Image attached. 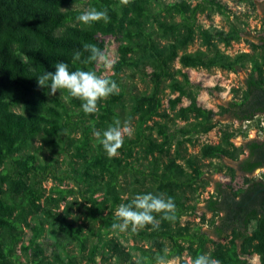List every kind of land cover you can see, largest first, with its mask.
<instances>
[{"label": "trees", "instance_id": "16d2710c", "mask_svg": "<svg viewBox=\"0 0 264 264\" xmlns=\"http://www.w3.org/2000/svg\"><path fill=\"white\" fill-rule=\"evenodd\" d=\"M91 8L106 10L107 22L77 19ZM203 15H224L228 27L204 26ZM246 25L229 0H0V264H96L97 258L101 264H156L157 256L191 264L201 254L220 264H264V178L250 177L264 167V140L236 146L237 130L227 126L217 143L187 150L216 127L217 114H235L242 124L264 114V29L249 39ZM106 36L116 41L117 57L103 78L115 81L118 91L98 99L97 112L85 113L65 89L48 95L37 86L35 76L60 61L101 76L83 45L105 51ZM196 41L198 48L190 50ZM242 41L249 51L227 52ZM190 69L244 71L239 99L220 105L218 113L204 108ZM257 106L261 110L247 114ZM117 121L133 124V134L109 157L93 133ZM223 158L237 168L205 162ZM206 167L226 168L232 179L240 171L243 186L217 183L199 214L191 201L211 184ZM49 179L57 183L47 189ZM66 181L75 185L63 187ZM258 189L239 227L221 216L225 191L239 196ZM147 192L171 196L175 219L154 212L158 227L113 228L118 205ZM192 214L201 221L183 223ZM254 256L258 263L250 262Z\"/></svg>", "mask_w": 264, "mask_h": 264}, {"label": "rangeland", "instance_id": "374dc122", "mask_svg": "<svg viewBox=\"0 0 264 264\" xmlns=\"http://www.w3.org/2000/svg\"><path fill=\"white\" fill-rule=\"evenodd\" d=\"M230 2V8L232 13H235L237 15H240L242 19L246 20L248 22V26L246 25V30L248 34H250L249 39H253L254 36H256V30H262L264 29V26L262 24V17L264 15V0H255V7L252 8L251 6H247L244 4H240L239 1L229 0ZM201 23H203L204 26H210L215 25L219 28H227L228 27V18L224 15H215L213 18L208 19L206 15L199 17ZM234 15L230 14V20H234ZM106 52L110 55L111 58V64L105 65L103 62H98V67L103 70L102 77L108 76L112 74V64L116 60L117 57V43L116 41L110 37L106 36ZM199 41H196L194 45L190 47V50H194L198 48ZM249 45L242 41L241 43H234L231 48L227 50L229 53H237L239 51H249ZM190 79L200 84L201 89L198 92V102L201 106L204 108L212 109L216 113L219 112V106L225 105L231 100H237L239 99L237 94L241 95L242 93V87L244 85V80L246 78V73L244 71H240L238 73L233 72H225L221 70H204V69H190L187 71ZM139 87L143 88L144 84L139 83ZM236 91V92H235ZM169 94V90H166V96ZM188 101L184 99L183 104H187ZM165 105H167V102L165 101ZM264 119L263 115H258L256 118L253 119L251 122H244L237 123L231 121L227 115H220L217 114L214 116V122L216 123V127H214L210 132L207 134L198 136L195 146L192 144H187V150L189 153H197L199 152V147L203 143H217L220 139L221 131L226 128L227 126L231 130H237V135L232 139L234 144L236 146H240L244 143H246L249 140L255 139V140H264V129L260 130L258 127L259 122ZM131 129V134H133L134 126L133 124L129 123L127 125ZM80 135V134H79ZM40 142L36 141V145H39ZM243 157V156H242ZM166 159V157L164 158ZM208 163H214V164H224L231 167L236 168V163L231 161L230 159L223 158L221 160L214 159L212 161L208 160L205 161ZM63 168H66V166L63 165ZM207 171V175L209 176L211 180V184L207 187L205 191L199 190L200 195L198 196L195 194L193 197V200L191 202H197L198 211L197 213L202 214L204 213V205H205V199L208 198L215 190V185L217 183H223L225 185L232 184L234 189H238L243 186V178L242 175L237 172V175L234 179L231 178L229 174V170L224 168L223 172H214L210 167H206L205 169ZM209 170V171H208ZM252 179H260L264 178V170H257L252 175H250ZM57 181L54 179H49L45 186L47 189H49L52 185L56 184ZM75 183L72 181H66L63 185V187L67 186H74ZM227 188V187H226ZM229 194H231L229 192ZM199 198V200H196V198ZM228 197V196H227ZM212 218V214H207V219L210 220ZM190 221V222H200L201 219L197 214H192L189 216H185L183 218V223ZM203 229H208V222L203 225ZM105 238L110 236L111 229L107 228L105 231ZM41 240V239H40ZM250 262L258 263L259 259L257 256H254L249 259ZM96 264H101L100 259H96ZM166 264H179L178 260H171Z\"/></svg>", "mask_w": 264, "mask_h": 264}, {"label": "clouds", "instance_id": "9594fccd", "mask_svg": "<svg viewBox=\"0 0 264 264\" xmlns=\"http://www.w3.org/2000/svg\"><path fill=\"white\" fill-rule=\"evenodd\" d=\"M77 19L88 25L101 19L107 22L108 15L106 10L91 8L80 12ZM83 48L89 52L88 60L103 62L106 66L111 64L110 55L95 44L85 43ZM79 55V51L74 53L76 57ZM53 67L54 71H44L35 76L37 86L46 88L48 95H55L58 89L67 90L72 97L82 101L81 108L85 113L97 112L98 99L118 91L115 81L103 78L94 71L70 70L69 65L63 61L56 62ZM130 134L131 129L127 125H121L119 121L109 125L102 132L95 131L93 133L99 137L100 143L109 157L117 154V150L123 143V138ZM175 207L171 196L164 198L163 194L137 193L128 203L118 205L114 215L119 222H114L112 227L124 231L131 224V230L136 231L137 227L143 228L146 224H150L155 228L158 227L159 221L153 213H161L166 219H175ZM156 264H166L165 257L157 256ZM191 264H220V262L207 254H201L194 258Z\"/></svg>", "mask_w": 264, "mask_h": 264}, {"label": "flooded vegetation", "instance_id": "af4514ba", "mask_svg": "<svg viewBox=\"0 0 264 264\" xmlns=\"http://www.w3.org/2000/svg\"><path fill=\"white\" fill-rule=\"evenodd\" d=\"M255 110L256 111L261 110V107L260 106L254 107L253 109L248 111L247 114H250L251 111H255ZM258 115L264 116V114H257L254 116V118H256ZM235 116H237V115L227 114V117H229L231 119V121L240 123L237 119H235ZM249 122H251V121H249ZM246 153L247 154L243 155V157H246L248 155V152H246ZM235 163H236V168H237L238 163L237 162H235ZM257 170H264V167L258 168L254 172H256ZM237 172H239L242 175V173L240 171L237 170ZM262 189H264V188H262ZM258 193H259V189L254 191V192H251V195L249 192V193H245V194H242L239 196H234L232 194H229V192L225 191L224 192V201H223V203H221V207H222L221 216L230 217V220L233 221L234 225L239 227L245 218V214L247 213L248 209L250 208V204H251L252 199L255 198V196Z\"/></svg>", "mask_w": 264, "mask_h": 264}, {"label": "built area", "instance_id": "2783aa9c", "mask_svg": "<svg viewBox=\"0 0 264 264\" xmlns=\"http://www.w3.org/2000/svg\"><path fill=\"white\" fill-rule=\"evenodd\" d=\"M247 122H249V121H247ZM259 128L264 129V119H262V120L259 122Z\"/></svg>", "mask_w": 264, "mask_h": 264}, {"label": "water", "instance_id": "95a60500", "mask_svg": "<svg viewBox=\"0 0 264 264\" xmlns=\"http://www.w3.org/2000/svg\"><path fill=\"white\" fill-rule=\"evenodd\" d=\"M263 191H264V189H263Z\"/></svg>", "mask_w": 264, "mask_h": 264}]
</instances>
